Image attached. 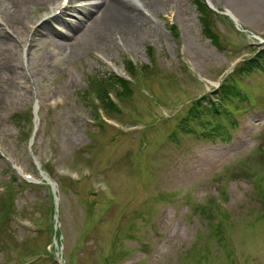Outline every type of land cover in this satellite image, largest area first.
<instances>
[{
  "label": "rangeland",
  "instance_id": "1",
  "mask_svg": "<svg viewBox=\"0 0 264 264\" xmlns=\"http://www.w3.org/2000/svg\"><path fill=\"white\" fill-rule=\"evenodd\" d=\"M10 1L17 3L19 11H8ZM50 2L0 0V14L8 18L5 21L15 36L0 31V64H8L3 72L0 68V151L13 164L39 173L25 141L36 124L30 117L27 121L12 119L15 114L31 112L39 101L41 117L33 157L49 162L55 179L73 186L72 191L61 189L59 230L65 258L73 255L77 264H104L105 258L113 260L109 264H264V200L259 198L264 192L263 70L248 75L238 66L232 74V81L255 101L234 117L239 124L230 131L229 139L196 138L179 132L181 144L172 145L168 136L177 123L170 119L137 134L122 135L108 126L90 127L87 119L95 115L91 100L83 93L88 82L96 86L111 71L96 55L118 67L132 59L140 66L154 63L147 77L130 86L132 94L123 101L133 110L132 116H114L126 125L143 122L145 128L153 127L154 118L171 117L188 100L218 85L220 74L230 69L236 58L241 61L264 49V41L258 39L264 38V0H210L218 11L230 9L248 30L241 34L229 18L215 12L210 24L211 33L219 36L218 44L202 34L200 13L191 0H166L164 4L143 0L145 4H139L147 6L158 21L141 13L139 25L117 32L103 25L99 8L74 31L71 27L68 31L66 23L64 29L71 36L62 40L53 25L40 26V18L50 13ZM43 9L46 12H41ZM8 14L21 16L17 20ZM164 14L172 16L179 36L168 31L171 23L163 20ZM77 17L80 15L73 10L64 18L71 25ZM251 43L257 48H249ZM150 45L155 48L152 54ZM185 62L196 78L185 71ZM145 84L156 97L173 105L166 109L148 103L141 93ZM32 86L33 94L29 92ZM57 99L64 103L52 108ZM233 100L230 103L234 104ZM244 105L248 106L237 104ZM207 119L220 122L211 112L204 114L203 122ZM192 125L196 127V122ZM146 139L151 143L149 149L139 150ZM137 153H144L143 160ZM69 169L75 172L73 176L84 179L73 183L60 178L59 173ZM6 171L10 172L8 165L0 158V211L4 210L7 186L18 185L13 215L0 229V264H20L35 250H44L50 241V198L46 188L20 186V175L12 184ZM99 181L109 182L108 193L112 199L118 198L115 203L110 201L112 205L106 206L101 195L92 198L93 183ZM221 191L226 202H222ZM207 201L222 202L226 211L219 207L212 214L194 211L195 204L206 205ZM223 213L232 218L234 229L226 236L214 220ZM27 219L36 221L39 230L26 229ZM134 223L135 238H126L113 251V238L127 235L128 226ZM231 242L239 246L246 260L239 259L234 249L230 251ZM128 248L131 253L126 252ZM74 262L67 260V264ZM39 264L54 262L48 259Z\"/></svg>",
  "mask_w": 264,
  "mask_h": 264
},
{
  "label": "bare ground",
  "instance_id": "2",
  "mask_svg": "<svg viewBox=\"0 0 264 264\" xmlns=\"http://www.w3.org/2000/svg\"><path fill=\"white\" fill-rule=\"evenodd\" d=\"M149 1L154 4H160V3L164 4L166 0H149ZM9 3L10 5L8 6V8L10 9L8 11H11V13H12V10L13 12H15L16 10L19 11L18 9L19 6L17 5L16 2L10 1ZM98 9H99V12H101V14L103 15L100 21L103 22L104 23L103 25L107 26L112 32L122 31V30H125L126 28L139 25L140 12H137L138 9L129 0H102L101 4L97 6L90 5V8L85 7L84 10L89 11V12H86L85 17H89L92 14V12ZM8 11L5 10V12H8ZM20 14L18 15L21 16L22 14L21 15ZM84 23L85 22L79 23L77 27H81L82 24ZM67 28L70 30V25L67 26ZM56 34L58 35V40H62L65 37H67L66 35L62 33L61 30H57ZM1 52H2V47H0V54ZM7 65L8 64H0V68L2 72Z\"/></svg>",
  "mask_w": 264,
  "mask_h": 264
},
{
  "label": "trees",
  "instance_id": "3",
  "mask_svg": "<svg viewBox=\"0 0 264 264\" xmlns=\"http://www.w3.org/2000/svg\"><path fill=\"white\" fill-rule=\"evenodd\" d=\"M252 65H254V66H258V63L256 62V64L255 63H253ZM110 80H114V77H110ZM123 86V85H122ZM124 87V86H123ZM211 101H209V103H210ZM216 102H214V103H211V106L209 107V106H207V108L206 109H209V110H211L213 113H216V111H218L219 110V107H218V105L217 104H215ZM201 106V105H200ZM219 113V112H218ZM218 115V114H217ZM194 116H197V117H199V114L198 115H195L194 114ZM221 125L219 124V127H217V128H214V130H216V129H221Z\"/></svg>",
  "mask_w": 264,
  "mask_h": 264
}]
</instances>
